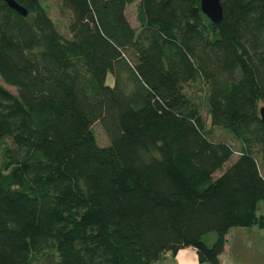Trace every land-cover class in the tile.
<instances>
[{
  "label": "trees",
  "instance_id": "trees-1",
  "mask_svg": "<svg viewBox=\"0 0 264 264\" xmlns=\"http://www.w3.org/2000/svg\"><path fill=\"white\" fill-rule=\"evenodd\" d=\"M14 1L25 16L0 0V264H151L185 247L219 264L228 229L264 227V0H219L217 23L199 0H136L137 30L134 0H55L67 36L47 0Z\"/></svg>",
  "mask_w": 264,
  "mask_h": 264
},
{
  "label": "rangeland",
  "instance_id": "rangeland-1",
  "mask_svg": "<svg viewBox=\"0 0 264 264\" xmlns=\"http://www.w3.org/2000/svg\"><path fill=\"white\" fill-rule=\"evenodd\" d=\"M46 7H47V12L48 15L50 16V18L53 20V22L56 25V29L63 35V36H67L66 32L64 31V23H65V18L60 17L59 13H58V9H57V5H56V1L55 0H47L43 2ZM136 5H137V1L134 0L133 2H131L130 4L127 5L126 7V17L127 20L129 21L130 25L137 30L138 29V25L135 19V12H136ZM106 82L107 83H111L112 82V78L111 75L109 73H107L106 75ZM1 83V80H0ZM9 89L11 91H14V89L12 87H9ZM185 95L191 99V101L195 102L200 110L201 116L204 120V124L206 129L212 134V137L215 140H224L226 142H231V146L234 148L236 145V141L235 140H231L234 137L232 136V134L228 131H225L223 129V131H221L220 129H217L215 127H213L210 124L209 121V117L206 111V105H205V89L202 86H194L192 85H185L184 89H183ZM92 130L96 139V142L98 145L100 146H104L108 144V139L105 135V133L103 132V129L101 128V125L99 124L98 121H95L92 124ZM9 141L8 139H4L2 141H0V160H1V152L4 146L8 145ZM233 156H236V154L234 153ZM262 207H261V202H258L257 204V209L256 212L259 213L261 211ZM214 239V233L210 232L207 233L206 235L203 236V240L207 243V242H211ZM182 252V251H181ZM184 253V257L181 254V256H178V260L180 264H199V262L197 261V257L195 255L194 252H185ZM151 264H174V261L171 258V255H167L166 257H160L158 258L156 261L152 262Z\"/></svg>",
  "mask_w": 264,
  "mask_h": 264
},
{
  "label": "crops",
  "instance_id": "crops-1",
  "mask_svg": "<svg viewBox=\"0 0 264 264\" xmlns=\"http://www.w3.org/2000/svg\"><path fill=\"white\" fill-rule=\"evenodd\" d=\"M183 251L194 252L192 248L185 247L178 249L174 255L167 252L164 256L171 255L174 264H180L178 256L182 254L184 257ZM218 258L219 264H264V227L252 225L228 229Z\"/></svg>",
  "mask_w": 264,
  "mask_h": 264
},
{
  "label": "water",
  "instance_id": "water-1",
  "mask_svg": "<svg viewBox=\"0 0 264 264\" xmlns=\"http://www.w3.org/2000/svg\"><path fill=\"white\" fill-rule=\"evenodd\" d=\"M5 3L16 12L22 16L26 15V10L18 5L14 0H4ZM200 11L212 22H219L222 16V9L219 0H199ZM258 114L261 123L264 126V107L260 106L258 108Z\"/></svg>",
  "mask_w": 264,
  "mask_h": 264
}]
</instances>
